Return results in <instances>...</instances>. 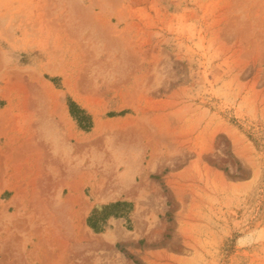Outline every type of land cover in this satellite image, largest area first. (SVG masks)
<instances>
[{
	"label": "rangeland",
	"instance_id": "374dc122",
	"mask_svg": "<svg viewBox=\"0 0 264 264\" xmlns=\"http://www.w3.org/2000/svg\"><path fill=\"white\" fill-rule=\"evenodd\" d=\"M0 264H264V0H0Z\"/></svg>",
	"mask_w": 264,
	"mask_h": 264
},
{
	"label": "bare ground",
	"instance_id": "6f19581e",
	"mask_svg": "<svg viewBox=\"0 0 264 264\" xmlns=\"http://www.w3.org/2000/svg\"><path fill=\"white\" fill-rule=\"evenodd\" d=\"M97 124H98V125H102L101 121H97Z\"/></svg>",
	"mask_w": 264,
	"mask_h": 264
}]
</instances>
